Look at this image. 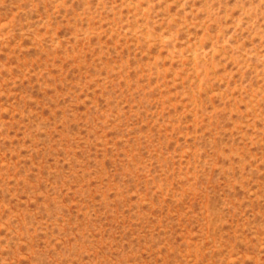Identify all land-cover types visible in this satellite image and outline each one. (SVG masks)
<instances>
[{
    "label": "rangeland",
    "instance_id": "rangeland-1",
    "mask_svg": "<svg viewBox=\"0 0 264 264\" xmlns=\"http://www.w3.org/2000/svg\"><path fill=\"white\" fill-rule=\"evenodd\" d=\"M0 264H264V0H0Z\"/></svg>",
    "mask_w": 264,
    "mask_h": 264
}]
</instances>
